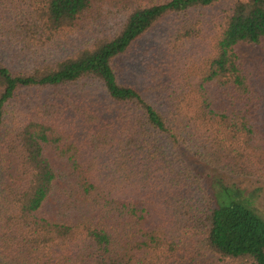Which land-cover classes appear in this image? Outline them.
I'll return each instance as SVG.
<instances>
[{
	"label": "trees",
	"instance_id": "16d2710c",
	"mask_svg": "<svg viewBox=\"0 0 264 264\" xmlns=\"http://www.w3.org/2000/svg\"><path fill=\"white\" fill-rule=\"evenodd\" d=\"M96 1L0 0V264H193L192 239L264 264L257 189L192 163L264 179V87L236 49L264 44V0H230L202 37L220 0H134L114 33L78 42ZM171 17L175 60L122 82L117 61Z\"/></svg>",
	"mask_w": 264,
	"mask_h": 264
},
{
	"label": "rangeland",
	"instance_id": "374dc122",
	"mask_svg": "<svg viewBox=\"0 0 264 264\" xmlns=\"http://www.w3.org/2000/svg\"><path fill=\"white\" fill-rule=\"evenodd\" d=\"M137 5H145V3H137L134 0H97L94 7L89 11L88 17L75 30L76 37L80 36L78 42L99 36L111 35L118 29L117 25L120 24L122 18ZM229 7L230 0H220L212 7L202 9L199 12V18H202V27H199L201 30L200 37L208 33L210 34L214 30L218 21L225 15ZM178 22L177 17L163 20L144 35L128 51L127 55L117 61L120 69L119 77L122 82L142 89V83L151 74L149 72L151 66L156 71V68L160 67L161 63L164 65L166 61L173 62L175 60L174 53L176 52L171 50V43L174 42ZM191 41L194 44L190 41L184 43L186 50L191 49L190 53L192 52V48L196 46L201 49L203 48L199 38L192 39ZM236 49L242 61L256 72L259 84L264 87V44L255 45L252 43H243L238 45ZM171 51L174 52L172 54L173 58H171ZM44 96L45 94L43 98ZM260 117V129L264 132V107L260 111ZM192 163L193 166L197 167V171L217 174L223 179L233 182L240 189L247 190V193L253 191V189H257L254 209L259 215L264 217L263 177L257 180L256 178L246 176H236L226 173L223 170L213 169L199 164L195 161ZM52 164L54 166H60V162L55 160H53ZM56 184L60 185L59 182ZM51 204L54 205L53 202ZM50 211L52 212V209ZM194 241L195 239H192L189 247L179 256H185V258L195 257L193 264H221L218 259L211 255L197 254L192 247L195 244Z\"/></svg>",
	"mask_w": 264,
	"mask_h": 264
}]
</instances>
